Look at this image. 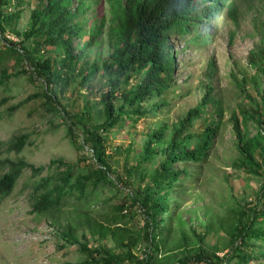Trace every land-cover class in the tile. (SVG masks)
<instances>
[{
    "label": "rangeland",
    "instance_id": "rangeland-1",
    "mask_svg": "<svg viewBox=\"0 0 264 264\" xmlns=\"http://www.w3.org/2000/svg\"><path fill=\"white\" fill-rule=\"evenodd\" d=\"M106 1L102 0L96 9L99 17H109ZM194 2L201 11L198 0ZM36 4V0H30L23 5L17 26H8L4 32L0 29V176L9 170L12 162L41 166L62 160L73 164L83 154L69 134L66 118L56 106L48 104L50 99L43 78L26 63H20L18 56L4 46L5 42L19 44L22 41L13 32V26L20 31L28 30ZM198 33L207 41L188 44V35L172 33L170 37L178 86L175 93L166 95V105L159 112L142 117L135 125L127 120L110 134L107 142L112 172H119L125 178L129 176L133 188H137L146 183L141 181L134 168L140 162L149 136L156 130L163 131L166 140L159 146L166 148L174 127L201 102L208 83H212L215 94L222 101L221 127L208 162L202 166L190 164L188 167L193 176L170 195L175 207L162 228L164 234H168L167 244L155 264L175 263L200 247L223 256L230 247L232 225L243 208L258 202L264 184L263 177L244 169L231 120L233 112L242 107H253L260 99L263 76L257 69L260 65L250 63L249 52L264 37V0H231L212 23L204 21L193 35ZM84 41L74 38L75 53ZM16 43L14 45L18 46ZM23 45L31 48L32 40L24 41ZM111 51L106 35H102L89 49V58L101 65ZM64 53L60 47L52 49L53 66H58ZM210 68H214L213 73ZM101 72L80 94L72 93L73 85L66 94L59 93L61 102H69L77 111L91 106L92 114L98 115L102 108L100 94L107 85ZM4 75L10 78L5 80ZM55 92L58 93V89L55 88ZM215 114L210 106L194 122L190 130L194 135L192 145L202 137L207 126L219 121L220 117ZM243 127L247 138H257L260 146L264 145V123L259 126L254 119H249ZM22 134L28 139L24 149L17 152L9 146ZM162 159V154L158 155L144 171L153 173ZM183 166L177 165L178 168ZM36 180L31 168L26 167L14 190L6 196L0 194V264H85L89 257L81 249L84 244L112 254H132L139 260L145 258L144 243H135L134 239H125L121 243L101 229L110 225L111 206L121 201V195L113 185L103 186L99 200L88 212L69 203L59 211L39 214L32 211L30 199ZM122 201L132 206L131 201L125 198ZM258 204L262 206L264 200L260 199ZM124 214H130L125 227L131 232H141L144 220L140 209L132 207ZM169 228L172 231L169 232ZM135 260L138 264L139 260ZM134 261L131 259L124 264H135Z\"/></svg>",
    "mask_w": 264,
    "mask_h": 264
},
{
    "label": "trees",
    "instance_id": "trees-1",
    "mask_svg": "<svg viewBox=\"0 0 264 264\" xmlns=\"http://www.w3.org/2000/svg\"><path fill=\"white\" fill-rule=\"evenodd\" d=\"M101 1L36 0L29 29L20 31L13 26V32L22 41L19 44L14 41L4 43L9 52L18 56L20 63H26L43 78L50 99L48 104L56 106L66 118L69 134L83 154L73 164L62 160H53L49 165L41 166L23 161L12 162L9 170L0 176V194H10L24 168L30 167L37 179L30 194L34 213L59 211L69 203L78 210L88 212L99 200L103 186L111 184L121 195V201L111 206L110 225L101 229L121 243L125 239L144 243L145 258L139 260L132 254H112L84 244L81 249L89 257L85 264H124L131 259L139 260L138 264H155L167 244L168 234H164L162 228L175 207L170 195L193 176L188 167L190 164L202 166L208 162L221 127L224 113L222 101L215 94L212 83H208L201 102L174 127L166 148L159 146L166 140L163 131L156 130L149 136L140 162L134 168L141 181L146 183L139 184L137 188H133L129 176L125 178L119 172H112L107 142L110 134L127 120L135 125L142 117L159 112L167 103L166 95L175 93L178 79L173 44L170 42L172 33L183 37L188 35V44L206 42L204 35H193L194 30L204 21L212 23L231 0H198L201 11L194 0H107L109 17H99L96 9ZM29 2L0 0L2 32L8 26H17L22 7ZM102 35H106L112 51L100 65L91 61L89 49ZM74 38L85 40L78 53L73 46ZM31 40L32 46L28 49L23 42ZM57 47L64 49L65 53L55 67L51 51ZM249 59L251 64L260 65L257 69L264 81V37L250 50ZM100 70L107 85L100 94L102 108L98 115L92 114L91 106L77 111L71 108L69 102H61L59 93L66 94L73 85L72 93L80 94L93 84ZM210 71L213 73L214 68ZM9 78L3 76L5 80ZM135 79L137 81L133 82ZM210 106L220 119L207 126L202 137L192 145L194 135L191 127ZM249 119H254L259 126L264 123V83L259 102L250 108L242 107L231 116L244 169L264 178V145L260 146L257 138L246 137L243 126ZM27 139L28 136L22 134L9 147L21 152ZM160 154L163 159L153 173L145 172L146 166ZM178 164L184 166L178 168ZM261 191L258 202L264 200V184ZM124 198L131 201L132 206H127L122 201ZM258 202L243 208L237 217L230 230V247L223 256L200 247L171 264H264V204L259 206ZM132 207L139 208L143 214V229L138 233L125 227L126 218L130 216L124 214L125 210Z\"/></svg>",
    "mask_w": 264,
    "mask_h": 264
}]
</instances>
